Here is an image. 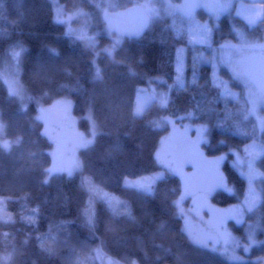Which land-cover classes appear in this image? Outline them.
<instances>
[{
    "label": "trees",
    "instance_id": "trees-1",
    "mask_svg": "<svg viewBox=\"0 0 264 264\" xmlns=\"http://www.w3.org/2000/svg\"><path fill=\"white\" fill-rule=\"evenodd\" d=\"M59 2L68 11L81 8L90 13L92 31L105 27L92 0ZM227 19L220 20L221 30L231 38ZM260 25H264V16ZM216 35L213 32L214 39ZM108 44L104 32L98 33L94 48L66 35L64 26L53 20L50 0H0V67L10 48L20 45L25 49L19 62L20 81L30 98L23 103L10 95L0 78L3 136L18 139L9 150L0 148V197L6 198L13 220L0 223V255L12 253L10 264H84L91 262L93 249L100 246L110 257L135 259L137 264H230L210 248L194 244L184 231L175 202L188 199L182 198L185 179L164 173L154 186V195L145 196L127 189L123 177L162 170L155 154L171 125L181 128L188 119L193 125L207 122L208 142L201 146L209 158L227 154L220 169L228 181L227 189L209 196V201L216 207L237 204L244 196L246 180L230 163V151L253 140L264 142V131L258 133L254 120L243 118L246 103L219 97V88L210 82L211 67L205 63L199 64L196 83L175 89L167 106L151 103L140 116L133 115L137 90L154 77L172 82L176 49L189 50L186 33L178 39L170 18L152 23L139 39L123 38L111 57L102 51ZM93 61L101 68L102 79H93ZM65 98L71 100L77 130L89 136L90 117L96 134L78 150L82 165L78 172L71 177L53 172L45 183L46 170L52 166V141L38 118L37 105L49 106ZM157 121L163 126L156 125ZM237 124L246 134L236 130ZM257 168L264 173V156L258 159ZM83 176L126 201L135 219L113 216L107 204L95 197L96 225L90 230L84 217L90 193L82 187ZM262 188L257 212L264 225V176ZM37 207L35 224L22 218ZM233 224L242 235V227ZM50 226L56 237L54 255L43 251L37 240ZM241 257L244 264H264V244Z\"/></svg>",
    "mask_w": 264,
    "mask_h": 264
},
{
    "label": "rangeland",
    "instance_id": "rangeland-1",
    "mask_svg": "<svg viewBox=\"0 0 264 264\" xmlns=\"http://www.w3.org/2000/svg\"><path fill=\"white\" fill-rule=\"evenodd\" d=\"M50 2L53 11V17L55 16V11L53 7L54 5H58L64 12V18L67 20V24H61V25L64 26L66 35H68L67 28L69 25L73 29H80L83 27L86 36H95V41H96L95 44L97 43L98 33L104 32L107 38H109V44L107 46L111 45L112 39L109 35H107L106 31L104 30L105 27L101 31L91 30V25L93 23L91 16L82 17V16L72 15V13L76 9L69 11L66 10L63 7V5L59 2V0H50ZM117 2H118V7L116 9H112V11L124 9L136 3H142L143 0H117ZM202 2L211 3L212 0H202ZM153 3L160 10V15L158 17H154L151 20V24L158 20L170 18L172 20V26L174 31L176 32V30H179L181 33L184 32L186 33L188 38L189 25L187 19L181 14V12L176 11L174 16H170L164 12V5L162 3V0H153ZM173 3L180 4L182 3V0L179 1L173 0ZM241 4L250 5V6L260 5V4H264V0H233L232 9L226 14H221L218 20H216L212 16V13L209 9H206L202 6L194 9L195 16L201 22H207L212 27L213 32H215L217 35H216V39H214L212 35V41H213L212 49H209L206 46H202L199 43H190L188 39L189 50L184 48V53H183L186 64V69L184 74V88H180L178 85H174V80L172 82H168L163 78L154 77L148 80L145 86L140 87L139 89H145L149 93H154L157 98L161 93H167L170 100L171 93L175 89H186L190 84H192L191 80L193 74V69H192L193 56H198L200 53H203L205 57H210L215 55L217 61V75L221 80L228 81L230 89L238 94V99L234 100L230 96L225 97L221 95L220 94L221 90L219 89V97L225 100H233V101L240 100L244 105L246 103V113H248L247 118L249 117L254 120L258 133H261L262 131L260 129L257 116L264 117V101H260L256 99V97H252L251 94L257 91L258 82L264 83V58L258 55L259 52L258 49L248 47L247 45L264 43V25H260L263 16L257 18L254 24H249V22L243 16L237 15V9ZM200 10H202V15L198 14V11ZM83 11L88 13L85 10ZM224 16H227L228 18L227 21L230 25L231 32L233 33V37L231 38L227 37L226 34L223 33L221 30L220 20ZM179 18H181V22ZM234 26L245 35L246 37L245 45L241 46L240 51H237L235 49L233 50L220 49L219 45L223 43L225 40H231L234 44L241 45V41L237 38L236 33L233 31ZM192 34L193 36H195V32H193ZM71 37L81 40L82 42H84L85 45L90 46L86 39L78 38L77 35H72ZM198 47H204L205 49H207V51H209V53L199 50ZM213 49H215V52H213ZM230 51H231L230 64L238 66L241 69L240 77H234L231 71L229 70V68L226 66V64L222 62V57L227 58ZM200 63H205V62L197 63L196 65L197 72ZM10 64H11V60L8 57L6 62L0 67V78L4 83L6 79H9L13 76L17 77L20 81V64L18 65L19 67L18 73L16 72L15 68H13ZM205 64H208L211 67L210 82L211 85L216 87V85L213 83L212 65L210 63H205ZM197 72H196V81L198 77ZM233 84L237 85L239 88L236 89L233 86ZM5 85L8 91V86L6 83ZM169 85H173V87L169 89ZM250 98L256 99L255 115L251 114L248 111L250 108ZM18 99L23 103H27L30 101V98L26 93L24 94V97L22 99L21 98ZM135 102H136V96H135ZM151 103H155L156 105L161 107L158 104L157 100H152L150 103H148L145 106V108ZM37 110H38V118L43 123L45 134L52 141V147L49 150V154L52 159V166L50 168L65 165L70 159L73 158L80 162L78 156V150L85 144L91 142L93 140V136L96 134V128L93 120L89 117L91 123V133L89 136H86L83 133L79 132L76 128V120L71 114V100L67 98L58 100L49 106H42L38 104ZM53 116L58 117L57 126H53L52 124ZM155 123L158 126H163L161 124L162 122L160 121H157ZM208 127L209 126L207 122H199L193 125L189 119L186 120V122L181 128H177L174 125H171L163 134L155 154L157 162L159 163L162 170L153 173L151 175H146L141 177L159 175L160 176L159 179H161L163 178L164 173H172L178 175L180 178L185 179L187 181V179L193 173V169L189 167L176 166L173 160V148L175 146V142L181 138L191 137L194 138L200 145L206 144L208 142V136H207ZM3 141H8L11 147L12 144L18 142V139L9 140L4 138L3 124L0 120V142ZM253 141H255L258 145L264 144V142L261 139L253 140ZM253 141H251L247 145L251 144ZM245 146L230 151L232 153L230 163L237 169L240 175H242V172L243 173L248 172V157L246 156L245 153ZM238 157L240 158L239 161L237 159ZM260 157L261 156H258L253 163V167L256 172V178L253 180V188L257 193V203L255 208L252 211H249V209L244 204L245 197L246 195H248V190H249V184L246 175H242L246 180L245 193L242 200L237 204H233L225 207H216L215 205H212L210 203L208 198L209 196L205 194H197L193 197L188 198L187 200H180L179 208H178L179 214L182 217L183 229L188 236H189V231H191L193 235L211 233L212 235L219 236L221 233H225V232L230 233L232 237L238 239L241 243V247L236 249V253L239 256L247 255L252 247L259 245V244L251 245L247 252L244 251L243 245H247L249 243L247 239V233L249 231L250 225L252 226L260 225V227L256 228L255 238L257 241H264V230H261L264 229V225L262 224L261 217L257 212V207L261 200L262 192H263V188H262L263 176L261 175V172L257 168V161ZM226 158H227V154L223 156H213L210 159L215 164V166L220 169L222 162ZM79 170H74L73 174L78 172ZM141 177L129 178V179H138ZM102 193H107L109 196L116 197L115 195L108 193L104 190H102ZM96 198L104 201V199H102L99 196ZM88 201L89 198L87 199L85 208L88 206ZM233 209H240L241 211V215L239 217L241 220L240 223H237L236 220L233 218V216L230 214ZM9 214L12 217V214L11 213ZM231 222H233L234 223L233 225L235 226L238 225L242 227L243 229L242 235L233 229V226L230 225ZM217 229H219V232L217 231ZM211 244L212 242L210 240L208 247L210 249H211ZM223 247H225V245L221 240L220 243H217L216 250L214 252L222 256L224 259L228 260L227 255L222 254L220 251ZM228 247L231 250L232 246L228 245ZM106 256L110 257L107 254ZM111 258L116 259L114 257ZM90 261H91L90 263L86 262L84 264H91V263L101 264V261L95 258L94 251L92 252Z\"/></svg>",
    "mask_w": 264,
    "mask_h": 264
},
{
    "label": "snow or ice",
    "instance_id": "snow-or-ice-1",
    "mask_svg": "<svg viewBox=\"0 0 264 264\" xmlns=\"http://www.w3.org/2000/svg\"><path fill=\"white\" fill-rule=\"evenodd\" d=\"M164 5V12L167 15L174 16L176 11H180L181 14L187 19L189 28H188V39L190 43H199L202 46H206L209 49H212V35L213 29L207 22H201L194 14V9L197 7H204L209 9L212 13V16L218 20L221 14L228 13L233 7V0H212L211 3L202 2V0H182V3L176 4L173 3V0H162ZM55 16L53 17L54 21L58 24H67V20L64 18L63 10L58 6L54 5ZM92 7L99 14V18L101 23L105 26V31L107 35H109L112 39V43L110 46L102 49L108 56H112L113 52L116 48L122 44L123 38L125 35L132 37L135 36L139 38L143 31L149 26L151 20L154 17H158L160 15V10L154 5L153 0H143L142 3H136L134 6L127 10V15L131 16L133 19L137 21V24L134 28L129 29L123 26L122 17L125 13H120L118 11H112V9H116L118 7L117 0H92ZM72 15L88 17L91 16L90 13L84 12L82 9H76ZM237 15L243 16L249 24H254L257 18L264 16V4L260 5H244L241 4L237 9ZM218 26V25H217ZM233 31L236 33L237 38L241 41V45L234 44L231 40H225L223 43L219 45L220 49H228V50H241V46L245 45L246 37L245 35L235 26L233 27ZM193 32H195V36H193ZM115 33V35H113ZM67 34L69 36L77 35L78 38L86 39L90 46L95 47V36H86L84 28L73 29L70 25L67 28ZM176 37L179 39L181 36V32L176 30ZM248 47L258 49V55L264 58V43L247 45ZM25 51V49L20 46H14L10 48L6 55L11 60V66L15 68L16 72H19V62L21 54ZM54 54H58L54 49H51ZM215 52V49H213ZM184 48L178 47L176 49V58L174 65V85H178L180 88H184V74L186 69L185 58H184ZM98 55V53H97ZM231 60V51L227 58L222 57V62L226 64V66L231 71L234 77L241 76V69L238 66L230 64ZM192 80L191 83H196V65L198 62L210 63L212 65V76L213 83L217 88L221 90V95L225 97H231L232 99H238V94L232 91L229 87V82L221 80L217 75V61L215 55L210 57H205L203 53H200L198 56H193L192 58ZM95 66L93 79L99 80L102 79V70L99 66L95 65V61H93ZM129 72L131 75H135V72L130 68ZM159 79V78H158ZM5 83L8 86L9 94L12 96H16L18 98L24 97V88L20 83L19 79L15 76L6 79ZM173 85H169V89H171ZM252 97H256V99L260 101H264V83H257V91L251 94ZM256 99L250 98V108L249 112L253 115L256 114ZM152 100H157L158 104L161 107L167 106L169 103V97L167 93H161L157 98L154 93H149L145 89H138L136 95V102L133 108V115L140 116L145 106L150 103ZM248 113L244 114V119H247ZM257 120L259 122V126L261 131H264V117L257 116ZM236 130L244 133L243 129L239 127V124L236 125ZM0 148L4 150L10 149V143L8 141L0 142ZM245 153L248 157V172L243 173L242 175L247 176L249 190L248 195H246L244 204L252 211L257 203V193L253 188V180L256 178V172L253 167V163L258 156H264V144H257L253 141L251 144L245 146ZM238 161L240 158H237ZM82 168L81 163L76 159H70L65 165H61L59 167L49 168L47 169L48 175L45 176L44 182L47 183L49 177L53 172H64L67 176L71 177L73 175L74 170H79ZM264 176V173L261 174ZM160 178L159 175L141 177L138 179H129L127 176L123 177V184L127 189H135L139 193L145 196H153L155 193L154 186L158 182ZM82 187L86 188L90 193L88 206L84 209V217L87 223V226L90 230L95 229L96 225V215L93 208V200L95 197H101L106 202L109 210L113 214V216L121 217L126 216L128 219L134 220L135 217L132 215L130 206L126 201H122L117 197L109 196L107 193H102V190L92 181L90 177H82ZM5 199L0 197V223H10L13 222L11 215L7 212ZM26 199V197H25ZM176 206L179 208V201H176ZM27 207V205H25ZM29 212L33 213L30 215H23V219L30 224H35L37 222V213L39 212V208H31ZM237 223H240V209H233L230 213ZM260 227V225L249 226V231L247 233L248 244L243 245L244 251L247 252L251 245L256 244H264V241H257L255 238L256 228ZM53 226H50L49 232L44 233L37 236V240L40 248L48 253L49 255H54L56 253V248L54 246L56 237L52 234ZM264 230V229H261ZM219 232V229H217ZM7 236V233L3 234ZM189 238L192 242L200 247L208 248L209 241L211 240V250H216L217 243L223 241L225 247H223L220 251L222 254H226L230 264H244L243 258L236 253V249L241 247V243L238 239L231 236L230 233H221L219 236L209 234H196L193 235L191 231H189ZM51 241V243H49ZM228 245H231V250ZM95 258L101 261V264H137L135 259H130L127 261L113 259L111 257L106 256L100 246H97L94 250ZM12 258V253H8L6 255H0V264H10Z\"/></svg>",
    "mask_w": 264,
    "mask_h": 264
},
{
    "label": "water",
    "instance_id": "water-1",
    "mask_svg": "<svg viewBox=\"0 0 264 264\" xmlns=\"http://www.w3.org/2000/svg\"><path fill=\"white\" fill-rule=\"evenodd\" d=\"M134 5L124 9L116 10L120 13H125L122 17L123 26L132 29L136 26L137 21L131 16H128L127 10ZM149 26L143 31L141 38ZM115 34V33H113ZM125 39H139L135 36H124ZM53 126H57L58 117H52ZM173 160L178 167H189L193 169V173L187 179L182 198H190L197 194H205L212 196L217 192L225 191L228 187V181L223 175L221 169L217 168L212 160L207 156L203 147L191 137L181 138L175 142L173 148Z\"/></svg>",
    "mask_w": 264,
    "mask_h": 264
}]
</instances>
